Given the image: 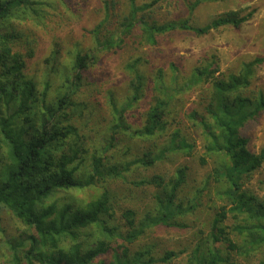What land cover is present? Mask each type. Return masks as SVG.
<instances>
[{"label": "trees", "instance_id": "trees-1", "mask_svg": "<svg viewBox=\"0 0 264 264\" xmlns=\"http://www.w3.org/2000/svg\"><path fill=\"white\" fill-rule=\"evenodd\" d=\"M187 3L190 14L206 2L220 0H195ZM158 0L139 5L129 0L128 15L114 33L100 36L101 28L110 20L112 6L104 5V19L96 27L97 49L117 51L126 45V39L138 28L140 45L155 47L159 38L176 31H187L198 36L225 27L239 28L253 17V12L242 15L232 11L195 27L189 19L157 23L146 14ZM45 0H0V220L10 213L27 227H34L36 234H22L8 241V264H169L186 253L170 250L158 255L151 247L132 250L131 246L153 228L165 226L186 229L179 221L196 209V198L187 203L179 199V192L186 184L188 168H179L167 181L160 175L150 179L130 182L129 172L136 167H150L168 154L181 153L191 156L195 146L174 131L170 140L159 152L149 151L124 163H112L110 152L115 149L119 136L132 139L151 138L167 131V116L178 95L210 83L211 100L205 116L192 117L198 121L207 138L205 152L200 162L206 165L207 155H222L226 163L213 171L217 184L223 185L218 196L226 201L215 216L212 237L200 241L190 254L189 264H238L229 254H222L219 242L226 251L248 257L264 250V197L245 190L247 178L264 167V147L259 153L248 149V139L240 134L245 124L264 111V96L253 101L241 95L251 86L255 67L264 63L256 58L245 63L238 74L225 78L216 76L219 66L215 58L204 67L196 68L190 78L180 84L174 65V80L169 85L161 71L154 81L158 92L146 120L134 127L126 119L128 110L145 96L149 83L141 71L146 63L143 57L129 61L125 69L131 76L130 96L118 107L112 101L113 124L105 148L89 154L84 146L80 129L73 121L81 107L74 99L75 91L83 82V74L93 63L91 54H77L73 64L74 78L50 100L47 83L39 90L27 75L28 59L36 53V40L20 29L28 23L40 26L46 16ZM45 15V16H44ZM19 26V28H18ZM22 46V47H21ZM108 179H119L140 188L152 186L159 190L155 196V210L138 219L137 213L127 209L122 214L123 226L116 222L110 195L104 191L98 198L84 206L60 203L54 200L61 192L95 187ZM231 228L224 227L229 218ZM236 234L242 243L231 238ZM95 239L90 241L91 237ZM123 244L112 247L113 243ZM111 254L106 261L100 257ZM259 264H264V256Z\"/></svg>", "mask_w": 264, "mask_h": 264}, {"label": "rangeland", "instance_id": "rangeland-1", "mask_svg": "<svg viewBox=\"0 0 264 264\" xmlns=\"http://www.w3.org/2000/svg\"><path fill=\"white\" fill-rule=\"evenodd\" d=\"M43 6L46 16L38 27L28 23L20 29L26 35L36 40V53L28 59L26 73L35 82L39 90L45 84L50 85L49 98L67 85L74 78L73 64L77 54H91L93 63L83 74V82L74 93L75 101L81 106L77 109L73 121L84 137V146L89 154L105 148L110 137L113 124L112 101L118 107L124 105L130 96L131 76L126 71V64L134 58L143 57L146 63L141 71L148 77L149 83L144 98L127 111L126 119L134 127L145 123L155 98L159 97L154 81L162 70L165 81L170 85L174 65L178 72L180 84L187 81L196 68L204 67L216 59L219 73L216 76L225 78L230 74H238L245 63L256 58L264 60V0H220L206 2L200 5L193 14L189 13L186 2L181 0H158V3L146 14L147 19L157 23H167L189 19L190 24L202 27L221 15L239 11L242 15L253 12L250 21L239 28L225 27L212 31L208 35L198 36L187 31H176L159 38L155 47L140 45V29H136L126 39L123 49L117 51H100L97 48L95 29L104 19V5L112 6L110 20L101 28L100 36H108L117 29L120 22L128 15L129 0H45ZM153 0H137L139 5ZM195 0H187L188 3ZM19 28V26H18ZM22 47V46H21ZM241 95L253 101L264 96V63L255 67L251 86L243 89ZM212 86L205 83L197 88L178 95L169 108L167 131L161 135L144 139H132L122 134L118 144L112 150V163H124L136 157L153 151L157 153L170 140L171 134L179 130L182 137L194 144L191 156L181 153L168 154L164 159L150 167H136L128 174L130 182L150 179L155 175L164 177L167 181L175 176L179 168L187 167L186 184L179 192V199L187 203L196 198V209L179 221L186 229L159 226L148 230L143 237L131 246L132 250L151 247L155 254L161 255L170 250H186L184 255L169 264H189L190 254L201 241L212 237V225L226 201L218 196L223 185L217 184L212 177L213 171L226 163L222 155H207L206 165L200 159L205 156L207 138L198 121L205 116V108L210 102ZM240 134L248 139V149L259 153L264 147V111L249 120L240 129ZM245 190L264 197V167L247 178ZM107 191L111 203L116 210V222L123 226L122 214L127 209L134 210L138 219L155 210V196L159 190L152 186L137 188L119 179H108L95 187L84 190L64 191L54 200L60 203H73L74 206H84ZM234 219L229 218L224 227L231 228ZM24 234H36L34 227H27L12 214L5 213L0 220V264H8L10 256L8 241ZM231 238L236 243L242 239L236 234ZM91 237L90 241L94 240ZM123 244L113 243L112 247ZM216 246L222 254H229L238 264H259L264 256V250L257 251L248 257H241L226 251L221 243ZM106 261L111 254L100 257Z\"/></svg>", "mask_w": 264, "mask_h": 264}]
</instances>
